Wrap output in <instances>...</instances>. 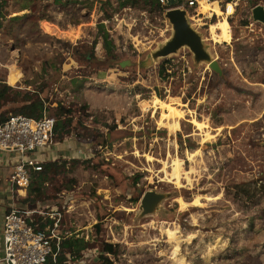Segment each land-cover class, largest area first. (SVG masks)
<instances>
[{"label":"rangeland","instance_id":"374dc122","mask_svg":"<svg viewBox=\"0 0 264 264\" xmlns=\"http://www.w3.org/2000/svg\"><path fill=\"white\" fill-rule=\"evenodd\" d=\"M132 1L0 0V113L26 96L55 122L70 111L68 135L24 155L56 169L17 192L0 165V231L14 200L56 223L60 243H86L66 264H264V25L252 17L264 0L212 1L233 5L228 44L210 40L219 17L186 9L221 75L187 48L152 60L171 38L167 7ZM161 104L183 112L178 129ZM147 191L165 199L141 216Z\"/></svg>","mask_w":264,"mask_h":264},{"label":"built area","instance_id":"2783aa9c","mask_svg":"<svg viewBox=\"0 0 264 264\" xmlns=\"http://www.w3.org/2000/svg\"><path fill=\"white\" fill-rule=\"evenodd\" d=\"M157 1L166 6L167 0ZM199 1L201 0H177L176 7L196 12ZM204 1L212 3L214 0ZM54 124V119L47 117L45 112L38 119L18 114L10 115L0 122V152L17 157L16 160H0L1 166L10 169L7 180L10 188L15 187L17 192L25 191L30 183L31 172L42 171L44 160H25L24 155L49 148ZM42 156L44 159V154ZM14 203L11 200L2 219L0 264H47L49 259L55 263L60 250V239L54 233L56 223L52 228L46 226L39 230L32 224L33 212L27 208H18Z\"/></svg>","mask_w":264,"mask_h":264},{"label":"water","instance_id":"95a60500","mask_svg":"<svg viewBox=\"0 0 264 264\" xmlns=\"http://www.w3.org/2000/svg\"><path fill=\"white\" fill-rule=\"evenodd\" d=\"M177 0H167L165 18L171 27V38L165 44L152 54V60L166 58L175 54L181 48H187L193 55L195 63H206L211 71L221 75V69L216 60L211 59L210 54L206 51L202 36L192 27L187 17V12L183 8H177ZM254 21L264 25V8L256 6L252 10ZM121 68L128 66L126 61L120 62ZM165 196L154 191L145 192L141 199L139 208L141 216L152 214Z\"/></svg>","mask_w":264,"mask_h":264},{"label":"trees","instance_id":"16d2710c","mask_svg":"<svg viewBox=\"0 0 264 264\" xmlns=\"http://www.w3.org/2000/svg\"><path fill=\"white\" fill-rule=\"evenodd\" d=\"M145 5H149L158 9H162L164 5H161L157 0H142ZM124 4H127L129 2H134L132 0H123ZM138 3V1H136ZM55 3H60V0H55ZM102 29V26H101ZM103 46L107 53L111 52L112 45L111 42L108 41V37L106 34H103ZM164 69H161V74L164 72ZM10 91V87H7L6 85H0V104L5 101H9L8 99L9 95L8 92ZM45 112L43 101L38 99L37 97H31L26 96L25 100H22L20 102V105L13 109L14 115H24L29 118H41ZM61 117L62 115H67L64 117V120H58L55 122L53 127V135H55L56 139L62 140V138L65 135L69 134L68 126L70 125L69 118L67 116L70 115V111L63 110L61 108ZM7 117L4 115V113H0V122L4 121ZM67 121V122H66ZM57 163H45L43 164L42 171L41 172H31V176L35 175L34 177L36 179H41L45 177L48 173H50L53 169L57 168ZM30 176V177H31ZM33 183V181H32ZM38 191V189H32L31 192ZM7 212V211H6ZM33 218V217H32ZM32 224L36 226L37 229L42 230L47 224H52V221H46L42 222L41 219L33 218ZM60 250L56 258V262L53 263L50 259L48 260L47 264H66L67 258L72 257L73 259H76L79 257V254L86 249V243L82 239H76L74 237L63 239L60 243ZM103 252L106 254H114L115 250L114 247L110 244H105L103 246ZM67 256V257H66ZM104 261L106 264H111V262L108 261L107 258H104Z\"/></svg>","mask_w":264,"mask_h":264},{"label":"bare ground","instance_id":"6f19581e","mask_svg":"<svg viewBox=\"0 0 264 264\" xmlns=\"http://www.w3.org/2000/svg\"><path fill=\"white\" fill-rule=\"evenodd\" d=\"M208 4H211V5H208ZM227 7H228V9H227L226 13H223L220 10L217 3L212 4V3H208L204 0L199 1V7L197 9L199 11L198 12L199 15H206L207 17H211L213 15H216L217 17L220 18L219 21L215 25L209 26L210 40L213 41L214 43H217V44H223V43L228 44V43H230V40H231L230 25H229L228 21L226 20V18L229 15H231V13L233 11V5L228 4ZM192 20L195 22V24H198V25L201 24L200 19L196 20L195 18H193ZM67 36H68V34H67ZM70 37L73 40H76L77 39L76 32L71 33ZM155 103L160 104L161 102L158 99H156ZM161 107H162L161 109L163 110L161 120H164L165 118H168V117H171V119L172 118L175 119L176 122H174L173 127L175 129H178L177 121L182 118L183 112L176 109L172 105L161 104ZM166 111H168V113ZM173 177L176 179V183H177L178 174H177L176 169L173 172ZM179 203L181 206L184 205L182 201H179ZM194 204H196V201L194 202Z\"/></svg>","mask_w":264,"mask_h":264},{"label":"crops","instance_id":"0c3cea01","mask_svg":"<svg viewBox=\"0 0 264 264\" xmlns=\"http://www.w3.org/2000/svg\"><path fill=\"white\" fill-rule=\"evenodd\" d=\"M7 190H9V189H7ZM23 208H26V206H22Z\"/></svg>","mask_w":264,"mask_h":264}]
</instances>
